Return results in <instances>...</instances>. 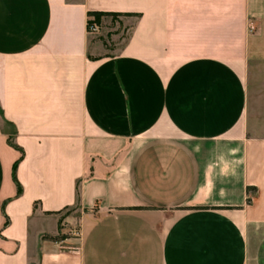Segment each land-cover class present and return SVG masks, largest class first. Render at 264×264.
I'll list each match as a JSON object with an SVG mask.
<instances>
[{
  "label": "crops",
  "instance_id": "1",
  "mask_svg": "<svg viewBox=\"0 0 264 264\" xmlns=\"http://www.w3.org/2000/svg\"><path fill=\"white\" fill-rule=\"evenodd\" d=\"M0 264H264V0H0Z\"/></svg>",
  "mask_w": 264,
  "mask_h": 264
},
{
  "label": "rangeland",
  "instance_id": "2",
  "mask_svg": "<svg viewBox=\"0 0 264 264\" xmlns=\"http://www.w3.org/2000/svg\"><path fill=\"white\" fill-rule=\"evenodd\" d=\"M114 18H116L118 21L112 23V26L109 27L110 29H103L101 27L100 22H97L98 30L94 33H92L90 36V42H89V49L90 52L94 51L95 56H100L103 54L108 53L109 51H112L114 48V43L117 40L118 35H122V30L124 28V22L116 17V15H112ZM101 18V17H100ZM100 20V19H99ZM90 21H95L94 16L90 17ZM124 34L122 35V37ZM11 143V141H10ZM72 212L74 215L78 214V211H76V207L68 208L64 214ZM62 222V220H61ZM60 222V226L61 225ZM70 232V231H69ZM61 235H58V237Z\"/></svg>",
  "mask_w": 264,
  "mask_h": 264
},
{
  "label": "built area",
  "instance_id": "3",
  "mask_svg": "<svg viewBox=\"0 0 264 264\" xmlns=\"http://www.w3.org/2000/svg\"><path fill=\"white\" fill-rule=\"evenodd\" d=\"M98 30V25L96 21H89V25H88V31L90 33H94Z\"/></svg>",
  "mask_w": 264,
  "mask_h": 264
},
{
  "label": "trees",
  "instance_id": "4",
  "mask_svg": "<svg viewBox=\"0 0 264 264\" xmlns=\"http://www.w3.org/2000/svg\"><path fill=\"white\" fill-rule=\"evenodd\" d=\"M89 14L94 16V19L96 22H99V19L103 13H101V12H90ZM88 25H89V23H88Z\"/></svg>",
  "mask_w": 264,
  "mask_h": 264
}]
</instances>
